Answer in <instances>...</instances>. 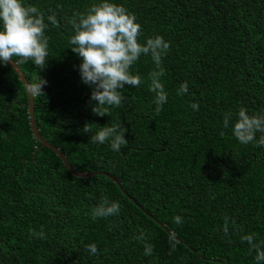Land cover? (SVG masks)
Instances as JSON below:
<instances>
[{
    "label": "trees",
    "instance_id": "16d2710c",
    "mask_svg": "<svg viewBox=\"0 0 264 264\" xmlns=\"http://www.w3.org/2000/svg\"><path fill=\"white\" fill-rule=\"evenodd\" d=\"M22 2L43 14L48 37L44 70L31 59L18 64L29 82L39 75L47 81L45 95L34 97L35 125L76 171L97 173L73 175L36 139L26 89L0 64V264H256L241 237L255 234L264 248V147L241 144L232 128L241 107L264 114V0H110L135 15L139 43L162 36L170 44L162 111L149 91L155 63L141 55L131 71L143 83L125 85L111 117L92 112L81 58L69 43L74 14L101 0ZM185 81L188 92L177 95ZM120 122L129 142L121 152L82 131L85 123L96 124L95 133ZM105 196L120 211L93 220ZM93 243L96 254L86 247ZM145 243L153 245L149 257Z\"/></svg>",
    "mask_w": 264,
    "mask_h": 264
},
{
    "label": "clouds",
    "instance_id": "9594fccd",
    "mask_svg": "<svg viewBox=\"0 0 264 264\" xmlns=\"http://www.w3.org/2000/svg\"><path fill=\"white\" fill-rule=\"evenodd\" d=\"M48 20L52 24L57 23L54 15L49 16ZM0 22L3 24V30H0V64L6 66L14 61L17 67L31 59L39 70H44L49 56L48 37L44 34L46 25L39 9L32 5L24 6L22 0H0ZM70 23L75 34L70 37L69 43L73 46L71 50L81 58L79 74L81 81L91 88L90 103L95 115L111 117L110 109L119 107L125 99L122 91L125 85L139 87L143 83L141 77L131 71L141 55H150L155 63V70L149 74V91L155 94L153 103L156 105V113L162 111L168 100V93L161 80L165 74L162 58L170 48L169 42L162 36H155L148 38L143 44L139 43L142 27L136 22L135 15L110 0H101L86 13H75ZM13 57L19 59L14 60ZM46 84L47 81L39 75L32 82L26 81L24 86L29 95L37 97L45 95ZM187 92L188 83L185 81L177 89V95ZM190 107L198 109L196 103H192ZM230 116V113L225 114L224 128H228ZM94 125L96 124L85 123L82 129L84 133H91L89 142H110L114 152H121L128 146L129 142L125 138L127 129L121 122L99 126V130L93 133ZM232 132L241 144L255 143L256 146L264 147V114L250 115L246 108L241 107ZM257 133L260 134L258 140ZM120 208L118 201H110L105 196L92 209L91 216L96 220L117 215ZM224 220L223 231L227 235L229 218L224 217ZM174 221L180 224L182 218L176 216ZM37 235L44 238L43 232ZM137 239H145L143 232ZM241 240L249 244L250 251H255L256 264L264 262V248L255 243V234L244 235ZM171 243L174 250L175 242ZM86 247L91 254L98 252L94 243ZM152 254L153 245L145 243L144 256Z\"/></svg>",
    "mask_w": 264,
    "mask_h": 264
},
{
    "label": "water",
    "instance_id": "95a60500",
    "mask_svg": "<svg viewBox=\"0 0 264 264\" xmlns=\"http://www.w3.org/2000/svg\"><path fill=\"white\" fill-rule=\"evenodd\" d=\"M9 65L11 66V68L16 72V74L18 75L20 81L23 83V85L25 84L26 81H28L26 79V77L24 76V73L22 72V70L20 69V67L17 65V67L14 65V61H11L9 63ZM25 87V86H24ZM27 92V91H26ZM28 95V114H29V120H30V125H31V130L33 132V135L36 137V139H38L41 144L43 146L49 147L51 148L63 161V163L65 164V166L70 170V172L77 176V177H90L94 174H96L97 172H89V173H80L78 171H76L66 160L65 156L60 152V150L56 147H54L52 144L48 143L44 138H42V136L39 134V131L35 125V119H34V97H32L31 95H29V93L27 92ZM103 173V172H102ZM105 173V172H104ZM107 174V173H105ZM109 175V174H108ZM109 177L115 182L117 183L119 186L120 185V181L118 179H116L114 176L109 175Z\"/></svg>",
    "mask_w": 264,
    "mask_h": 264
}]
</instances>
